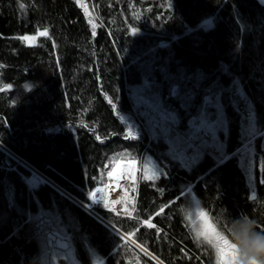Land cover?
<instances>
[{
	"label": "trees",
	"instance_id": "obj_1",
	"mask_svg": "<svg viewBox=\"0 0 264 264\" xmlns=\"http://www.w3.org/2000/svg\"><path fill=\"white\" fill-rule=\"evenodd\" d=\"M235 76L264 131L258 0H0V88L12 85L0 92V264H38L44 213L68 227L85 264L86 243L105 264H215L187 219L192 197L218 226L248 216L264 231V159L253 200L233 155L241 122L231 103L228 157L205 155L190 169L158 154L165 144L149 140L133 106L132 87L146 80L159 85L185 125L209 91L229 89ZM175 81L194 91L189 106L170 96ZM128 124L138 139H125ZM146 153L162 161L166 175L129 187L119 216L96 207L89 193L106 185L117 160Z\"/></svg>",
	"mask_w": 264,
	"mask_h": 264
},
{
	"label": "rangeland",
	"instance_id": "obj_2",
	"mask_svg": "<svg viewBox=\"0 0 264 264\" xmlns=\"http://www.w3.org/2000/svg\"><path fill=\"white\" fill-rule=\"evenodd\" d=\"M210 25L211 21L205 20L201 27L208 28ZM32 40L30 39V41ZM186 85L187 83L181 85L179 81L173 82L170 87V96L178 99L183 105L189 106L190 100L193 99L194 91ZM213 90L204 96L201 105L196 108V112L192 116H189L185 125L182 124V119L178 113L168 104H165V98L162 96L159 85L155 87L145 80L141 84L132 87L131 95L135 114L146 130L149 140L165 144L163 149L159 150L160 147L157 148L158 154L177 161L182 167L187 169L196 165L205 155H210L219 162L228 157L230 125L227 103H231L234 109L240 113L241 122L239 135L241 143L235 146L233 155L237 156L238 163L245 172L251 196H256L258 181H263L264 134L249 137V126L252 122L250 117L255 118L256 129L260 130L253 103L241 79L237 76L234 77L229 89ZM240 102L242 105H240ZM200 120H203L206 124L197 132L195 125L198 126L197 123ZM260 132L264 133L262 130ZM176 136H181L184 138L186 145L192 146L186 152V157H193L195 149L201 148L199 158L187 165L182 159H173L171 152L172 140ZM217 145L223 146V160L220 159V154L215 150ZM119 161L121 159L117 160L110 171L116 168ZM124 162H127L126 166L127 168L129 167V173L135 175V180L130 178L126 184L125 192L117 200H121L122 197L124 199L117 205L104 207L101 204H94L96 207L104 209L124 207L127 197L130 195L129 187L136 188L138 186L139 181L145 175V169H148V174L150 175L151 166L159 164L165 172L162 161H159L152 153H146L140 160L133 158L123 159ZM110 181L111 178L108 176L106 185L99 187L104 189L102 193H107ZM86 208L94 213L92 208ZM200 210L205 211L201 203L194 197L190 198L187 219L195 236L197 226L200 224L197 215ZM44 214L48 216V220L44 224L46 231L41 241V254L38 264H85L78 257L77 248L71 238V234L68 232V227L61 223H52L50 220L51 216ZM86 250L91 264H105L104 258L92 245L86 243ZM211 253L215 264H217L214 251H211Z\"/></svg>",
	"mask_w": 264,
	"mask_h": 264
},
{
	"label": "snow or ice",
	"instance_id": "obj_3",
	"mask_svg": "<svg viewBox=\"0 0 264 264\" xmlns=\"http://www.w3.org/2000/svg\"><path fill=\"white\" fill-rule=\"evenodd\" d=\"M169 6H171V4H169ZM136 15L138 18L139 14L137 13ZM89 23L92 24V27H93L92 35L95 36L96 35V31H95L96 25L95 23H93L92 20H89ZM137 31L138 29H136L135 27L132 28L133 35H135ZM38 35L40 36L47 35V29L39 32ZM20 39L28 41L29 39H35V38L24 36V37H21ZM11 88H12L11 84H6L4 85V87L0 88V92L8 91ZM108 103L112 105L113 107H115L111 98H108ZM250 120L252 122L250 123V126H249V137L251 138L256 135L264 134V133H261L260 130L256 129L255 118L250 117ZM205 124L206 123L203 120L198 121L197 123L198 126L195 125L196 131L199 132L200 128L203 127ZM86 126L87 125H85V127ZM97 138L99 139V137ZM138 138H139V132L134 128L132 124H128L125 139L136 140ZM191 147H192L191 145H186L184 138H182L181 136L174 137V139L172 140V148H171L173 159H182L185 165H187L188 163H190L191 161L195 159H198L201 148L195 149L194 151L195 155L193 157H186V152H188V150ZM215 150L220 154V159L223 160L224 159L223 146L217 145ZM123 159H125V157H121V162H123ZM118 169H119V164L117 165V169H114L113 171H110L108 173L109 178L114 177L115 180L117 181L116 183L117 188L120 187L119 180L123 178L122 176L116 174ZM163 175H166V173L162 170L160 165L153 164L151 166L150 175L148 174V169H145V175L142 177V179L155 181V180H159ZM129 176L131 179L135 180L134 174L130 173ZM101 191H104V189L97 188L94 192L89 193V197L91 198L92 203L100 204L103 202L104 207H109V204L107 201H101V200L96 199L97 193ZM159 191L163 193V189H159ZM123 199L124 198L122 197L121 200L113 201L112 203L119 204L121 203ZM252 199L253 200L256 199L255 195L252 196ZM164 210L165 209L162 207L158 212H156L155 215L160 216L161 213L164 212ZM110 211L116 212L118 216L121 214L114 207L110 208ZM132 211L133 212L136 211L135 206H133ZM125 215H127L131 219L139 220L138 217L132 216V213L128 212L127 210L125 211ZM197 215L199 217L200 224L197 226V229H196V239L197 241H202L205 247L209 248L211 251H214L217 264H245L244 259L239 254L237 246L232 242L230 238V235L227 231V225L218 226L216 223L213 222L211 217H209L208 213L203 210H200L197 213ZM142 224L149 229H157V225L153 223L151 219H144L142 221ZM222 228L224 230H222ZM157 230L159 231V229ZM137 231H139V229H137ZM257 231H261V230L257 229ZM125 235L126 236L135 235V233H131V234L126 233ZM136 247L141 249L146 255H150V253H148V249L143 244L137 243ZM153 258L156 259V257H153Z\"/></svg>",
	"mask_w": 264,
	"mask_h": 264
},
{
	"label": "clouds",
	"instance_id": "obj_4",
	"mask_svg": "<svg viewBox=\"0 0 264 264\" xmlns=\"http://www.w3.org/2000/svg\"><path fill=\"white\" fill-rule=\"evenodd\" d=\"M220 223H224L221 220ZM227 231L245 264H264V231H257V222L248 216L231 220Z\"/></svg>",
	"mask_w": 264,
	"mask_h": 264
},
{
	"label": "bare ground",
	"instance_id": "obj_5",
	"mask_svg": "<svg viewBox=\"0 0 264 264\" xmlns=\"http://www.w3.org/2000/svg\"><path fill=\"white\" fill-rule=\"evenodd\" d=\"M126 163L127 162H124V163L121 162V161L118 162L119 169L117 170L116 174H118V175H120V176L123 177L122 179L119 180L120 187L117 188L116 187L117 181L115 180L114 177L111 178V181H110V183L108 185L107 193L104 194V193H102V191L99 192V193H97V196H96V199L97 200L107 201L109 205H117V204H114L112 202L113 201H117V199L119 198V196L122 195L125 192L126 184L130 180L129 167L127 168ZM117 165H116V168L115 169H117ZM129 166H130V164H129ZM100 204L101 205H104L103 202L100 203Z\"/></svg>",
	"mask_w": 264,
	"mask_h": 264
},
{
	"label": "water",
	"instance_id": "obj_6",
	"mask_svg": "<svg viewBox=\"0 0 264 264\" xmlns=\"http://www.w3.org/2000/svg\"><path fill=\"white\" fill-rule=\"evenodd\" d=\"M264 6V0H258Z\"/></svg>",
	"mask_w": 264,
	"mask_h": 264
}]
</instances>
